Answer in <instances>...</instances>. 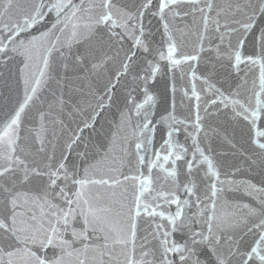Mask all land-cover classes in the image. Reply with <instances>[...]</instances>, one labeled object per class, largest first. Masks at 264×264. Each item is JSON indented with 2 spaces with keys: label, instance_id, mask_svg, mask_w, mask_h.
<instances>
[{
  "label": "snow or ice",
  "instance_id": "1",
  "mask_svg": "<svg viewBox=\"0 0 264 264\" xmlns=\"http://www.w3.org/2000/svg\"><path fill=\"white\" fill-rule=\"evenodd\" d=\"M0 264H264V0H0Z\"/></svg>",
  "mask_w": 264,
  "mask_h": 264
}]
</instances>
